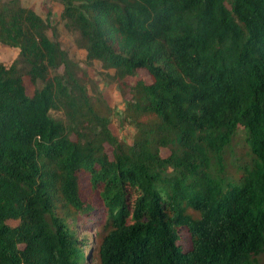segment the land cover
<instances>
[{
  "label": "trees",
  "instance_id": "1",
  "mask_svg": "<svg viewBox=\"0 0 264 264\" xmlns=\"http://www.w3.org/2000/svg\"><path fill=\"white\" fill-rule=\"evenodd\" d=\"M58 1L86 64L150 82L118 139L55 24L0 0V264H264V0Z\"/></svg>",
  "mask_w": 264,
  "mask_h": 264
},
{
  "label": "rangeland",
  "instance_id": "2",
  "mask_svg": "<svg viewBox=\"0 0 264 264\" xmlns=\"http://www.w3.org/2000/svg\"><path fill=\"white\" fill-rule=\"evenodd\" d=\"M24 7L31 8L42 19L48 17L54 26V40L59 43L60 48L66 51L68 57L74 61L80 71L85 74V80L88 92L93 95H99L108 108L112 109V117L109 129L113 136L120 140L128 139L132 136L133 128L126 125L115 113L121 112L124 107L123 100L128 97L127 91L130 86L139 80L146 83L150 82L149 76L144 70H138L134 77L118 80L113 76L112 70L104 69L99 62L93 61L86 64L85 52L75 45V35L64 27V22L60 19L62 6L58 0H20ZM18 58V50L0 44V64L9 67ZM25 92L28 96L32 95L33 87L27 78L23 79ZM127 95V96H126ZM106 152L110 153V148L106 146ZM162 157H166L169 151L166 148H160ZM93 229V228H92ZM84 232L82 229L78 233ZM86 235L92 232L85 231ZM90 252V251H89ZM88 252V255L90 254ZM88 264H92L89 262Z\"/></svg>",
  "mask_w": 264,
  "mask_h": 264
}]
</instances>
